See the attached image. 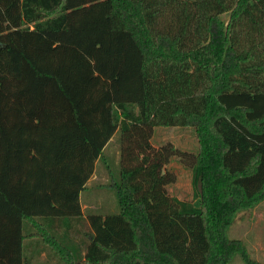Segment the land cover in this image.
Listing matches in <instances>:
<instances>
[{
    "label": "trees",
    "instance_id": "trees-1",
    "mask_svg": "<svg viewBox=\"0 0 264 264\" xmlns=\"http://www.w3.org/2000/svg\"><path fill=\"white\" fill-rule=\"evenodd\" d=\"M98 163L118 212L83 209ZM262 201L264 0H0V264L249 262L229 230Z\"/></svg>",
    "mask_w": 264,
    "mask_h": 264
},
{
    "label": "rangeland",
    "instance_id": "rangeland-1",
    "mask_svg": "<svg viewBox=\"0 0 264 264\" xmlns=\"http://www.w3.org/2000/svg\"><path fill=\"white\" fill-rule=\"evenodd\" d=\"M221 18L227 23L229 13L222 14ZM117 137L118 134L113 139ZM167 142H171L183 150L192 152H197L198 150V139L194 128L181 126L155 127L152 138L153 145L159 148ZM118 149L117 145L114 144L107 150L111 154L114 153L113 155L117 159L116 154L119 151ZM113 159L114 157L108 160V162L114 164L115 160ZM167 168L175 169L177 172V180L168 186L170 194L180 199H193L195 189L192 183V171L184 167L176 159H172ZM95 176L94 181L97 182L105 183L110 180L105 171V167L101 163H98ZM91 183L93 182L89 181V184ZM193 201L196 205L199 204L198 199ZM81 202L83 203L82 206H85V204L90 206L85 209L86 212L100 213L102 211L104 213H115L119 211L116 192L111 187H106L101 190L89 188L81 193ZM229 235L233 238L246 241L252 260L248 262L242 259L240 255H236L228 264H264V201L258 203L253 208L240 210L229 230Z\"/></svg>",
    "mask_w": 264,
    "mask_h": 264
},
{
    "label": "crops",
    "instance_id": "crops-1",
    "mask_svg": "<svg viewBox=\"0 0 264 264\" xmlns=\"http://www.w3.org/2000/svg\"><path fill=\"white\" fill-rule=\"evenodd\" d=\"M114 154V153H113ZM116 157H117V159H115L116 160V162H118L119 161V158H120V156H119V151H117V154H116ZM114 158H115V155H114ZM96 167H98V164H97V166ZM106 171V170H105ZM107 172V171H106ZM108 175V174H107ZM94 176H95V174H94ZM94 176H92V178L89 180V181H91V182H93V183H91V184H89V181H88V185L89 186H92V187H89V188H92V189H94V190H98V189H103V188H97L96 187V185L98 184V183H100V182H97V181H94L95 179V177ZM109 176V175H108ZM109 182H110V180H109ZM109 182H105L106 184L107 183H109ZM103 183V182H102ZM83 204V203H82ZM92 206V205H91ZM84 208V210L86 209V208H89L90 206H87V204H85V206H83Z\"/></svg>",
    "mask_w": 264,
    "mask_h": 264
}]
</instances>
